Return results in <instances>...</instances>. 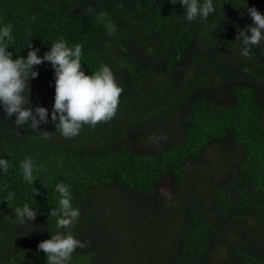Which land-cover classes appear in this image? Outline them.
Masks as SVG:
<instances>
[{
	"label": "trees",
	"instance_id": "obj_1",
	"mask_svg": "<svg viewBox=\"0 0 264 264\" xmlns=\"http://www.w3.org/2000/svg\"><path fill=\"white\" fill-rule=\"evenodd\" d=\"M212 3L207 20L189 22L178 0H0L13 59L26 58L28 41L42 57L63 38L82 46L86 75L107 65L123 89L113 119L73 138L50 115L38 128L52 133L45 140L0 108V159L10 164L0 171V264H47L38 244L68 231L89 242L70 264H264V41L244 56L235 39L252 23L247 7L264 14V0ZM34 70L30 107L51 114L54 70ZM166 177L170 198L159 196ZM61 182L80 210L71 229L49 216ZM25 204L37 216L21 223Z\"/></svg>",
	"mask_w": 264,
	"mask_h": 264
},
{
	"label": "clouds",
	"instance_id": "obj_2",
	"mask_svg": "<svg viewBox=\"0 0 264 264\" xmlns=\"http://www.w3.org/2000/svg\"><path fill=\"white\" fill-rule=\"evenodd\" d=\"M178 2L185 10L186 20L189 22L198 16L207 20L215 12L212 0H203V3L200 0ZM88 11L91 13L92 9L89 8ZM246 11L252 23L245 29H240L235 37L243 45L244 56H248L252 47L259 46L264 41V14L255 7H247ZM105 16L106 13H100L98 20H103ZM106 27L109 36L115 33L116 29L111 21ZM12 33L10 24L0 27V108L7 117L15 118L14 125L17 128L29 124L43 139L50 140L52 133L38 130L39 125L49 122L50 115L55 131L58 130L64 138H73L79 135L85 125L94 128L100 122H107L115 117L123 89L116 82L110 67L102 64L98 71L86 75L81 67L82 46L75 44L69 47L63 38L51 44L42 57L37 55L39 49L28 41L26 58L17 56L13 59V53L8 51L9 44L14 39ZM45 62L54 70L55 94L51 114L39 105L30 107L29 99V81L38 76L34 69ZM9 167V161L0 159V171L7 173ZM20 169L24 181L33 185L36 181L33 175L34 161L26 156L20 163ZM55 191L60 197L59 206L52 209L49 216L57 218L58 228L71 229L80 216V210L72 204L69 186L63 182L57 183ZM14 198V192L6 197L7 200ZM15 215L21 223L25 220L32 222L37 212L25 204L15 209ZM88 243L81 242L68 231L67 234L57 232L50 239L40 242L37 247L45 254L47 264H70L73 252L77 248L88 246Z\"/></svg>",
	"mask_w": 264,
	"mask_h": 264
},
{
	"label": "rangeland",
	"instance_id": "obj_3",
	"mask_svg": "<svg viewBox=\"0 0 264 264\" xmlns=\"http://www.w3.org/2000/svg\"><path fill=\"white\" fill-rule=\"evenodd\" d=\"M226 99L228 98V96H225ZM225 97H223L225 99ZM229 101L231 103L235 102V99L232 97V98H229ZM143 149L145 150V147L146 146V143H143ZM164 146L167 147V145L164 143ZM140 153H142L141 151H139ZM211 156V153L209 152L207 157H210ZM191 171V165L190 164H186V166L184 167L183 169V172H190ZM174 185L173 181L166 177L165 178V181L162 183V185L160 186L159 188V196L161 197H165V198H170L172 196L171 194V191H170V187H172ZM172 190V189H171ZM211 260H214V258L212 257Z\"/></svg>",
	"mask_w": 264,
	"mask_h": 264
},
{
	"label": "flooded vegetation",
	"instance_id": "obj_4",
	"mask_svg": "<svg viewBox=\"0 0 264 264\" xmlns=\"http://www.w3.org/2000/svg\"><path fill=\"white\" fill-rule=\"evenodd\" d=\"M263 124H264V121H263ZM183 168L185 167V165L182 166Z\"/></svg>",
	"mask_w": 264,
	"mask_h": 264
}]
</instances>
